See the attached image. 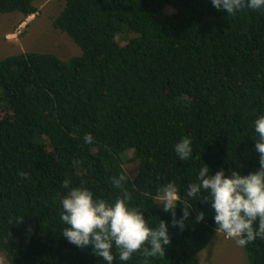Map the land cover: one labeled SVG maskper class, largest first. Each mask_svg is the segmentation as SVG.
<instances>
[{
	"label": "trees",
	"instance_id": "obj_1",
	"mask_svg": "<svg viewBox=\"0 0 264 264\" xmlns=\"http://www.w3.org/2000/svg\"><path fill=\"white\" fill-rule=\"evenodd\" d=\"M64 1L53 27L81 55L0 60V251L11 264H105L91 246L62 234L67 178L109 201L126 191L150 225L168 221L164 253L137 251L120 264H199L217 234L210 203L193 201L181 230L158 206V189L175 182L183 194L203 162L210 174L259 170L254 120L264 114V9L245 0L229 16L211 0ZM35 2L0 0V14H19L24 23L39 13ZM184 138L193 147L186 161L174 151ZM132 149L134 178L124 167ZM120 175L118 189L111 180ZM200 211L205 220L196 222ZM244 248L247 264H264V235Z\"/></svg>",
	"mask_w": 264,
	"mask_h": 264
},
{
	"label": "clouds",
	"instance_id": "obj_2",
	"mask_svg": "<svg viewBox=\"0 0 264 264\" xmlns=\"http://www.w3.org/2000/svg\"><path fill=\"white\" fill-rule=\"evenodd\" d=\"M217 10H226L230 15L238 13L245 0H211ZM246 6L253 10L264 9V0H246ZM257 134L255 151L259 154L258 171L242 175L230 169V175L221 168L214 174L204 163L196 173V180L189 183L181 194L175 182H169L158 189L163 211L172 216V225L185 228V222L193 215V201L210 203L212 218L216 224L215 232L222 231L235 240L240 247H247L257 237L264 235V114L254 120ZM84 140L91 143L89 134ZM174 151L181 160L193 156L190 138L179 140ZM124 175L113 177L115 188H121ZM67 192L60 200V220L66 227L62 234L69 243L79 248L91 246L93 254L102 258L105 264L113 261L127 262L134 253L141 252L145 257H156L164 253L165 245L171 243L169 223L166 220L152 226L144 213L130 207V194L126 191L114 201L97 197L87 187H72L69 179L63 181ZM181 215L177 218V209ZM206 214L200 211L195 215L196 222H203ZM115 249V252H113Z\"/></svg>",
	"mask_w": 264,
	"mask_h": 264
},
{
	"label": "rangeland",
	"instance_id": "obj_3",
	"mask_svg": "<svg viewBox=\"0 0 264 264\" xmlns=\"http://www.w3.org/2000/svg\"><path fill=\"white\" fill-rule=\"evenodd\" d=\"M38 14L24 23L19 14H0V60L24 52L53 53L63 60L82 54L81 48L64 32L53 27V18L65 6L64 0H36ZM124 167L134 178L139 171L135 150H128ZM160 202V198H157ZM199 264H247L244 247L222 231L211 240L209 247L198 254ZM0 264H11L0 251Z\"/></svg>",
	"mask_w": 264,
	"mask_h": 264
}]
</instances>
